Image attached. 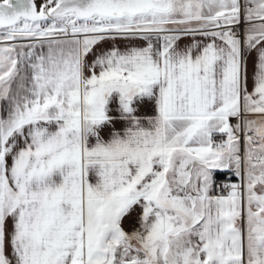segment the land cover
<instances>
[{"label": "snow or ice", "instance_id": "6c2138e0", "mask_svg": "<svg viewBox=\"0 0 264 264\" xmlns=\"http://www.w3.org/2000/svg\"><path fill=\"white\" fill-rule=\"evenodd\" d=\"M0 264H264V0H0Z\"/></svg>", "mask_w": 264, "mask_h": 264}, {"label": "crops", "instance_id": "0c3cea01", "mask_svg": "<svg viewBox=\"0 0 264 264\" xmlns=\"http://www.w3.org/2000/svg\"><path fill=\"white\" fill-rule=\"evenodd\" d=\"M125 227H128V224L127 223L125 224Z\"/></svg>", "mask_w": 264, "mask_h": 264}]
</instances>
